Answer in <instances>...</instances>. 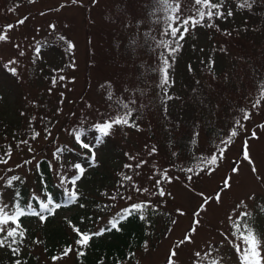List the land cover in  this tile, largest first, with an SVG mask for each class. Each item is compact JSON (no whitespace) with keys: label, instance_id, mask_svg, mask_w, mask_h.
I'll list each match as a JSON object with an SVG mask.
<instances>
[{"label":"rangeland","instance_id":"rangeland-1","mask_svg":"<svg viewBox=\"0 0 264 264\" xmlns=\"http://www.w3.org/2000/svg\"><path fill=\"white\" fill-rule=\"evenodd\" d=\"M254 1L212 0L222 14L201 19L208 9L194 0H168L175 12L161 0H0V206L13 212L12 177L40 195L36 166L46 159L54 183L82 198L64 219L90 204L101 210L97 229L128 206L158 213L156 233L126 264H241L248 228L264 256V0ZM172 16L199 22L177 39L170 27L185 26ZM125 114L127 124L101 136L97 125ZM220 148L223 158L205 168Z\"/></svg>","mask_w":264,"mask_h":264},{"label":"trees","instance_id":"trees-1","mask_svg":"<svg viewBox=\"0 0 264 264\" xmlns=\"http://www.w3.org/2000/svg\"><path fill=\"white\" fill-rule=\"evenodd\" d=\"M251 3L254 5L255 1L251 0ZM250 18H253V22L250 19L252 23H255L256 19L260 21V18L255 15H251ZM256 24H260L263 29L264 38V23L257 22ZM242 29L249 33L247 27ZM248 60L246 59L249 63L252 61L250 57ZM1 127L0 125V131ZM36 171V182L40 189V195L32 194L22 179H18L9 186L12 193V210L19 207L25 212L18 218L19 228L16 229L18 233L22 231L23 235L22 237L18 235L16 243H12L10 247H0V264H46L47 261L55 262L70 257L74 258L76 264H126L135 258L136 253L145 246L149 235L151 236V233L155 232L156 217L154 214L158 215V213H153L154 211L146 208L136 210L132 206H128L124 210L131 209V213L120 219L115 229L111 228L110 222L124 216V210L115 214L100 229H97L94 224L96 220L101 219L97 216L101 214V210L93 204L89 205V210L83 205L82 215L76 212L67 219L62 218L60 213L72 210L74 206L82 204L81 196L76 194L75 201L68 202L69 192L54 183L52 166L48 160H40L37 163ZM49 200L52 201L49 207L54 208L53 214L44 213L46 219L33 227L32 223L37 222L40 218L31 215L30 212L40 211V204ZM55 205H59V207H54ZM74 228L93 234L102 229L108 230L101 235H93L88 246L81 248L76 243L78 236ZM0 238H6V233H0ZM10 240L11 238H7L6 243ZM13 248L18 249V252L14 253ZM66 248H71L72 251L64 255ZM79 251H83L84 255L78 256ZM54 257L57 259L54 260Z\"/></svg>","mask_w":264,"mask_h":264},{"label":"snow or ice","instance_id":"snow-or-ice-1","mask_svg":"<svg viewBox=\"0 0 264 264\" xmlns=\"http://www.w3.org/2000/svg\"><path fill=\"white\" fill-rule=\"evenodd\" d=\"M30 2H33V0H30ZM73 3H76V0H72ZM162 3L166 4L167 7L175 12L178 8H179V4H176L175 8H173V6L168 3V0H161ZM194 3L196 5H200L204 8H207L208 11H202V10H198V15L201 19H204L205 17H207L208 19H211L213 15H221L222 13H220L219 11L213 12L212 9H219L221 7L220 4L217 3H213L212 0H194ZM248 4V0H243V3L241 4V7H244ZM228 15H232L231 12H228ZM170 20H172L173 23H177L178 25H183L185 27H183V31H181V27L177 26V27H170V33L174 38L177 39H183V35L184 32H186L187 29V25L189 23L195 25L196 23H198L199 21L193 19H184L182 22L179 21L178 17H169ZM24 21L21 20L19 21V23H23ZM9 29H11L13 26L12 25H8L7 26ZM177 33H179V36L177 37ZM7 39L6 35L0 34V41H3ZM63 39V38H62ZM167 47V46H166ZM68 48L72 49L73 45L71 44V42L68 43ZM178 50V46L176 48H171L169 51L170 53H174L175 51ZM168 68H169V61L165 58L162 60V67L159 69V71L162 73V85L164 84H168L169 83V78H168ZM13 71H15L13 69ZM61 79H64V77H61ZM260 99H264V85L261 86V92H260ZM260 99H258L254 104L253 107H258L260 104ZM126 107V106H125ZM243 111V110H242ZM128 114H125V116L123 117H117L114 120L108 121L103 123L102 125H97V129L99 131V133L101 134V136H106L109 134L110 129L112 128V126L114 124H127L128 123V118H127ZM243 119L247 120L249 119V113L244 112L243 114ZM236 124L239 127H243V125L241 124V122L239 120L236 121ZM36 135H39L38 133ZM237 135V132L235 129H233L231 131L229 140H225L222 141L223 144L228 145L230 143V139L231 137H235ZM253 137H255V132H253ZM35 138V137H33ZM77 140L79 141V134H77L76 136ZM98 143L102 142L100 140V138L98 137L97 140ZM26 143V141H25ZM82 147L85 149H88L91 151V148L88 144H82ZM226 151V148H220L219 152H220V156L218 157L216 154H213L210 158H207L206 160V164H205V168H207L208 166L211 165H215L217 163L218 159H222L223 158V153ZM5 155H11L10 152L5 153ZM243 158L245 160H247L250 164L253 163L251 161V158L249 156L248 150H247V141H245V145H244V152H243ZM92 159L94 160V154ZM0 163H7V161L0 156ZM77 169H79V172L81 174H83L84 169L77 164L75 166ZM204 170V169H202ZM253 172H256L255 167H253ZM188 171H192V169H188ZM233 172H237L238 168H233L232 169ZM167 178V177H165ZM18 179V177H12V180H16ZM80 179V175H77L75 177V179H73L71 181V183L74 185L76 183L77 180ZM125 179H131L130 177H125ZM170 179V178H168ZM189 179H191V177H189ZM12 180H9V184H11ZM228 181L227 179L225 180V187H228ZM161 195H164V193L161 191L160 193ZM204 194L201 193V196H203ZM76 199V193L75 192H69L68 194V202L71 203L73 201H75ZM216 199L219 200V193H217ZM208 203V198L204 199V203L201 204L200 209L203 210L204 208V204ZM52 204V201L49 200L46 203L42 202L40 204V211H31L30 214L31 215H35V216H39L41 221H44L46 219V216L44 215V213H47L48 215L53 214L54 208H50L49 205ZM5 207L6 206H0V226L2 225H8L9 223L12 224H16V228H12L10 230L7 231L6 233V238H0V247H4V246H11L12 243H16V237L18 235H20L22 237L23 233L21 232H17V228H19V224L17 223V220L20 216H23L25 214V212L20 209L19 207H17L13 212L8 213L5 211ZM54 207H59V205H55ZM143 206L140 204L137 205H133L132 208L136 209V210H140ZM131 213V209L128 210H124V216L119 217L118 219H115L113 221L110 222L111 224V228H117V225L120 221V219L125 218L128 214ZM183 214V213H181ZM199 215V211L197 213H194V216ZM143 218V217H142ZM199 222L197 220H194V224H198ZM108 229H102L100 232L97 233H87V232H83L80 229H76L74 228V231L77 233L78 239L76 241V243L78 245L81 246V248H85L88 246L89 241L92 239L93 235H101L104 231H107ZM237 230H239V225H237ZM4 231L3 228H0V232ZM245 232L247 234H241V239H242V243L246 246L243 249L240 248L239 245H237V251L239 253H241V264H264V256L261 255V250H260V240L256 237V235L253 233V231L248 228L245 229ZM7 238H11V240L6 243V239ZM185 239H190V237H186ZM12 251L14 253L18 252V249L13 248ZM72 249L71 248H66L64 250V255H67L69 252H71ZM78 256H83L84 252L83 251H79L77 253ZM172 256H175L176 253L175 251H173L171 253ZM54 260L57 259L56 257L53 258ZM169 264H172L171 258L169 259Z\"/></svg>","mask_w":264,"mask_h":264}]
</instances>
